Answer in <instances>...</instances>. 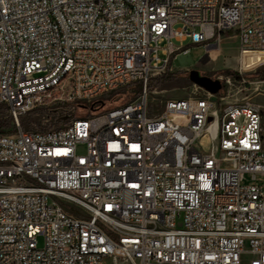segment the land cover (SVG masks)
<instances>
[{
    "label": "built area",
    "instance_id": "built-area-1",
    "mask_svg": "<svg viewBox=\"0 0 264 264\" xmlns=\"http://www.w3.org/2000/svg\"><path fill=\"white\" fill-rule=\"evenodd\" d=\"M227 34L264 53V0H0V264H264V107L150 112L151 79ZM52 103L80 115L22 130Z\"/></svg>",
    "mask_w": 264,
    "mask_h": 264
},
{
    "label": "rangeland",
    "instance_id": "rangeland-1",
    "mask_svg": "<svg viewBox=\"0 0 264 264\" xmlns=\"http://www.w3.org/2000/svg\"><path fill=\"white\" fill-rule=\"evenodd\" d=\"M159 55L164 57L161 51ZM187 57L186 63H183L180 58L172 59L173 68L167 72L175 74L173 87H166L162 82L155 86L164 74L156 75L151 79L150 82L154 84L152 88L148 87L151 114L161 113L167 101L206 95L203 89L190 82L189 71L191 70H197L202 76L210 77L213 80H220L223 87L217 97H224L225 102H252L264 107V79L256 74L258 70L264 69V53L257 52L255 58L242 60L239 39L227 36L216 49L211 51L206 50L203 45L191 46ZM244 64L248 66L247 69H242ZM139 90L138 85L122 88L105 99L107 106L113 107L130 103L138 98ZM79 115L78 110L72 109L67 104L52 103L40 106L24 115L21 119V127L24 132L62 129ZM0 120L9 123L7 127L0 128V133L8 135L16 133L13 121L3 107H0ZM38 244L40 247L43 244L41 237L38 238ZM107 264L127 263L109 260Z\"/></svg>",
    "mask_w": 264,
    "mask_h": 264
},
{
    "label": "water",
    "instance_id": "water-1",
    "mask_svg": "<svg viewBox=\"0 0 264 264\" xmlns=\"http://www.w3.org/2000/svg\"><path fill=\"white\" fill-rule=\"evenodd\" d=\"M217 46L213 45L212 49H216ZM183 63L186 61L183 58H180ZM189 80L194 85L200 87L201 89L213 94L217 95L222 90V82L220 80H213L210 77L202 76L199 71L191 70L189 71Z\"/></svg>",
    "mask_w": 264,
    "mask_h": 264
},
{
    "label": "trees",
    "instance_id": "trees-1",
    "mask_svg": "<svg viewBox=\"0 0 264 264\" xmlns=\"http://www.w3.org/2000/svg\"><path fill=\"white\" fill-rule=\"evenodd\" d=\"M226 36H230V34H227ZM257 76H259L260 78L264 79V69H260L256 72ZM175 74L174 73H165L164 75H162V77L160 78V81L158 83H156L155 86H158L161 82L164 83L163 85H165L166 87H173L175 85ZM154 84H152L151 82H149L148 87H153ZM139 91H142V86L139 87ZM111 95H107L106 98L110 97ZM9 125V123L7 122H3L2 120H0V128H4L7 127ZM4 134V133H3ZM7 134V133H5Z\"/></svg>",
    "mask_w": 264,
    "mask_h": 264
},
{
    "label": "bare ground",
    "instance_id": "bare-ground-1",
    "mask_svg": "<svg viewBox=\"0 0 264 264\" xmlns=\"http://www.w3.org/2000/svg\"><path fill=\"white\" fill-rule=\"evenodd\" d=\"M209 38L210 39H217L218 38V29H210V31H209ZM200 45H203L206 48V50H207V44H200ZM257 52H259V51H246V52H243V53H241V59L242 60H247V59L255 58L257 56ZM247 68H248V66L245 65V64L242 66V69H247Z\"/></svg>",
    "mask_w": 264,
    "mask_h": 264
},
{
    "label": "crops",
    "instance_id": "crops-1",
    "mask_svg": "<svg viewBox=\"0 0 264 264\" xmlns=\"http://www.w3.org/2000/svg\"><path fill=\"white\" fill-rule=\"evenodd\" d=\"M184 61H188V57L183 58Z\"/></svg>",
    "mask_w": 264,
    "mask_h": 264
}]
</instances>
